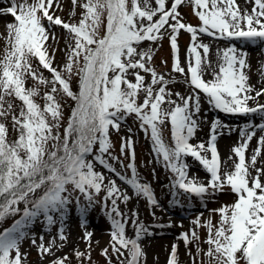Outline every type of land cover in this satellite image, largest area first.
<instances>
[{"label": "snow or ice", "instance_id": "snow-or-ice-1", "mask_svg": "<svg viewBox=\"0 0 264 264\" xmlns=\"http://www.w3.org/2000/svg\"><path fill=\"white\" fill-rule=\"evenodd\" d=\"M55 3L59 8V0ZM77 3L78 0H72V15ZM188 3L193 5L200 26L183 22L178 9ZM245 3L253 5L251 12L247 9L241 12L236 0H173L170 7L166 6V0H155V7L151 0H84L80 4L83 12L78 23L66 22L57 16L54 0H32L31 3L11 0L9 7L0 9V14H10L15 21L6 26V47L0 57V223L20 213V203L25 204L21 219L0 232V264H22L26 254L20 251L21 242L28 235V226L41 216L49 230L53 225H60L57 236L51 238L47 247L42 242L43 236L40 237V254L52 253L57 237L67 240L64 221L69 205L75 201L81 226L85 227L87 214L101 203L97 199L101 192L105 193L102 210L111 224L112 253L119 264H146V253L140 241L151 235L149 227L139 221L138 212L128 215L121 210L120 204L126 205L133 196L144 198L152 206H158V201L151 184L142 182L137 172L134 142L130 138L121 139L120 152L124 155L128 151L126 167L131 176L121 174L109 163L116 160L123 164L120 157L112 155L110 132H119L121 125L133 116L140 122V128L150 133L155 158L162 160L163 166L174 174L172 189L204 198L228 188L237 196L233 204L212 209L220 217L218 224L214 225L211 218L201 223L198 217L192 222L194 228L180 234L179 239L186 248L195 242L197 255L203 253L206 259L200 264H264V183L260 179L264 169L255 167L260 149L264 148V135L258 139L250 164L246 163L245 155L256 129L264 131V123L245 125L240 130L241 142L232 149L238 162L234 164V171L223 176L216 142L227 126L214 119L207 146L203 141L190 142L200 127V93L211 107L223 113L245 116L264 113V104L250 107L248 103L264 95V88L252 95L254 89L245 72L251 68L247 53L233 45L218 50V71L214 69L212 79L205 81L203 65L208 68L212 65L202 59L198 50L203 49L205 56L210 51L208 45L197 42L201 33L217 39L264 42V0H245ZM105 14L106 30L100 36ZM56 26L71 34L72 43H67L63 67L53 66L55 50L51 55L48 51L49 35L56 40L53 31ZM162 30L169 32L172 72L185 76L193 86L187 96L175 93L179 103L171 98L173 93L168 88L174 81L166 79L165 74L158 73L148 63L155 50L151 47L139 49L145 41L162 40ZM181 30L191 35L188 73L179 58ZM32 58L52 74L51 79L33 67ZM259 71L264 75V67ZM141 72L150 74V81L146 82V75ZM73 75L79 78L78 92L72 90ZM28 77L36 82L31 88L26 87ZM39 85L45 88L51 85L41 97L43 106L36 99L40 96ZM58 93L75 102L63 136L59 132L64 119L63 104L57 98ZM141 93L144 94L142 102ZM13 97L21 102L18 112ZM165 104L169 108H165ZM9 117L12 131L16 133L13 140H9ZM166 121L171 124L172 145L163 139L161 126ZM128 131L131 132V128ZM188 156L198 161L210 175L207 183L189 178V166L184 159ZM97 163L115 173L133 190V195L122 190L116 180L107 179L97 170ZM250 167L255 170V176ZM129 221L135 226L133 237L126 234ZM201 227L208 232L204 241L208 245L206 251L200 247L197 233ZM91 238L92 233L85 232L83 239L89 251L87 254L76 251L77 259H91ZM32 243L36 244V240L32 239ZM178 247L172 245L168 264H179ZM101 254L111 264L107 247ZM188 254L191 256L190 251ZM68 259L67 256L57 258L52 264H65Z\"/></svg>", "mask_w": 264, "mask_h": 264}, {"label": "rangeland", "instance_id": "rangeland-1", "mask_svg": "<svg viewBox=\"0 0 264 264\" xmlns=\"http://www.w3.org/2000/svg\"><path fill=\"white\" fill-rule=\"evenodd\" d=\"M23 2V0H17V3ZM29 3L32 0H28ZM84 0H78L77 6L75 7V13L73 12V4L72 0H59L60 7H56V3L54 0L53 9L55 10V14L66 22L70 23H78L82 17L83 9L80 7V4L83 3ZM173 0H166V6L170 7ZM152 6L155 7V0H151ZM11 5V0H0V9L9 7ZM252 6L248 8V11L251 12ZM183 16V22L188 24H192L193 26H200L201 21L198 19L196 15H194L193 5L188 3L186 5L180 6L178 9ZM14 18L10 14H0V57L4 55V49L6 47L5 39L7 37V25L9 23H14ZM47 26V21H44ZM106 14L103 19V23L101 24L99 34L103 36L106 30ZM53 31L55 32L56 40L52 39L51 34L49 35L48 40V51L51 55L53 50H55V60L53 61L54 67H63L66 63V46L67 43H72L71 34L67 33L60 26H56ZM163 39L158 40L155 43L145 41L140 46L139 49H147L151 47L155 50V54L153 56L152 61L148 62L152 66L155 67L158 73L165 74L166 79L174 81L168 85V88L173 93L171 97L174 100H177L179 103V98L175 96V93H180L182 96H187L190 92L193 91V86L187 82V78L182 76L179 73L172 72L173 67V50L170 46L169 41V32L162 30ZM207 38L212 41V44L208 41L204 40ZM198 43L206 44L209 46V53L205 56L203 53V49H198L201 52L202 57H207L210 59L215 58V55H211L213 44L218 46V44H222L221 47L227 48L230 45L235 46L238 50L242 48L236 40H228V39H217L213 36H208L206 34L198 35ZM191 43V35L185 31L181 30L178 36V45H179V58L180 62L183 54L188 59V49ZM245 45L253 47L251 51L262 55V57L256 58L255 61L250 63V70L245 69L247 74H256L260 72L259 70L264 67V42H256L251 43L246 41ZM138 49V50H139ZM249 50V49H248ZM250 53V52H249ZM187 59L184 62H181V66L185 68V72L188 73L187 67ZM162 61H166V63H162ZM31 63L33 67L37 69L38 72L43 73L46 78L51 79V76H48L46 72H49L46 69H42V66L39 65L38 60L32 58ZM194 63V57H193ZM75 72V69L73 70ZM51 74V73H50ZM146 75V82L150 81V74ZM52 75V74H51ZM66 75V74H65ZM111 75V74H110ZM190 76V74H189ZM131 78V77H129ZM36 82L30 77L26 78V87H33ZM72 90L74 92L79 91V78L76 75H73L71 80ZM51 85H48L47 88L42 86L40 88V96H38L37 102L42 106L44 104L43 93L47 91ZM159 87V86H157ZM198 91V90H197ZM201 95V105L207 106L211 111L204 112L201 110L200 118H199V129L196 132L195 137L190 141L192 144L198 143V135L201 132H205L206 135L210 131L211 125H206V121L208 120V115L212 118L219 119L224 124L232 127H237V121L239 117L244 115H233L228 113L220 112L219 110L211 107L207 102L203 93ZM57 98L63 104V122L59 129L61 136H63L64 128L67 126L68 118L71 114L72 108L75 106V102L70 98L65 97L62 93L57 94ZM144 98V94H140V102H142ZM12 102L16 107V111H19L20 101L11 98ZM202 106V107H203ZM165 108H169V105L165 104ZM264 123V121H259V124ZM7 125L9 128V140H13L16 138V133L12 131L11 126V118L9 117L7 120ZM131 128V132L128 129ZM163 139L168 145H172V131L170 122H165L164 125L161 126ZM113 148L111 149L112 155L120 157V160L123 164L117 162L116 160H110L109 163L113 164L117 171L125 176H131V171L126 166L129 163V154L128 151H125L124 155H121L120 147H121V139L122 138H130L134 143L133 147L135 148V166L137 172L142 180V182H148L151 184V187L155 193V197L158 201V206H152L142 197H135L130 200L126 205L120 204V208L122 211L126 212L128 215H131L133 211L139 213V221L149 227V231L151 235L145 236L141 241V246L146 253V264H168L169 254L171 252V248L173 244H177L178 247V259L179 264H200L201 260H205L206 258L203 256V253L197 255L195 242L189 244L186 248L182 239H179L180 234L182 232H189L190 229L194 228L195 225L192 223L198 217L200 218L201 223H204L208 218L212 219L213 224H218L219 215L212 212V209H218L222 205H231L237 200V196L231 192L230 189L226 188L223 193H217L215 196H208L204 198H198L195 196H187L180 192V190H174L171 187V182L174 178V174L167 170L163 166L162 160H157L155 158V154L153 153V144L150 137V133L146 134L140 128V122L137 121L134 116L129 117L125 124L121 125V129L119 132L111 131L110 132ZM231 137L236 136V134H231ZM209 139V138H208ZM208 141V140H207ZM255 144L254 148L258 147V140L252 139L250 145ZM207 146V143H206ZM264 148L260 149V153H262ZM254 152V151H253ZM91 158V157H89ZM188 166L190 163H193L194 158L188 156L184 158ZM199 163V162H198ZM97 170L101 171L105 174L107 179L116 180L117 185L120 186L122 190H127L129 195H133V190L115 173H112L104 166L99 165L97 163ZM192 171V177L196 179L199 176L197 174L198 168L192 167L190 168ZM191 177V176H190ZM107 179L105 183H107ZM210 179V175L206 172L202 180H198L203 183H207ZM71 188V186H69ZM180 192L179 195L177 193ZM74 195H79V193H74ZM105 193L101 192L100 196L97 197L101 203H97L87 214V225L85 227L81 226V215L78 211L75 201L71 205H69V212L66 220L64 221L65 235L67 236L66 241H61L57 237L56 245L52 249V253L41 255L38 251V246L41 243L40 237L43 236V244L45 247L48 246L49 241L52 237L57 236L59 224L51 226L49 230L44 217H39L33 224L29 225L27 228L28 235L25 239L22 240L20 245V251L22 254H26V259H23L22 264H52L54 260L57 258H61L64 256L69 257L65 264H108V260L101 254L102 249L108 248V256L111 257V264H119L116 255L112 253V249L110 246V231L111 224L108 220L105 212L102 210L103 197ZM178 201V203H177ZM81 202H83V197H81ZM109 201V206H110ZM21 212L16 214V216H11V219L7 221V229L10 228L16 220L21 219L23 209L25 208V204L21 203L19 205ZM155 213V216L152 213ZM201 213L203 214L201 216ZM171 224V226H169ZM183 225L180 227L179 225ZM134 225L129 221V226L126 229V234L129 237L134 236ZM85 232H91V259L87 260L84 258L77 259L75 252L81 251L87 252L88 243L83 239ZM197 233L200 237V247L205 251L208 248V245L204 243L207 239L208 232L206 228H198ZM190 234V233H189ZM32 239L36 240V244L32 243ZM98 242V243H97ZM63 245V247H61ZM191 252V256L188 252ZM15 253H13V256ZM125 257H127V252H125ZM121 259H124L122 257ZM243 264V262H241Z\"/></svg>", "mask_w": 264, "mask_h": 264}, {"label": "bare ground", "instance_id": "bare-ground-1", "mask_svg": "<svg viewBox=\"0 0 264 264\" xmlns=\"http://www.w3.org/2000/svg\"><path fill=\"white\" fill-rule=\"evenodd\" d=\"M237 5H239V8L241 10V12H243L245 9H247L249 7H253V5L251 3H245V0H236ZM204 40L208 41L209 43L212 44V41L208 40L207 38H205ZM236 42H238L240 45H242V48L239 51L245 52L247 53V62L248 64H250L252 61H255L256 58L258 57H262V55H259L258 53L254 52L253 50L251 51V49L253 47L247 46L245 45L244 40H236ZM222 44H218V46H215V44L212 45V47L214 48L212 50L213 53H211V55H215V58L210 59L207 57H202L203 60L209 61L211 62L212 67L208 68L206 65H203L204 67V75L203 78L205 81H209L212 79L211 76V72L215 69L218 71V50H222L224 49L223 47H221ZM249 49V50H248ZM250 52V53H249ZM185 59H187V57L185 56V54H183L181 62H184ZM249 75V84L252 85L254 91L252 92V95L255 96L256 91H260L262 88H264V75H261L260 72H257L256 74H248ZM249 106L250 107H255L257 104H264V95L259 96L257 99L255 100H250L249 102ZM201 105V110H203L204 112H208L211 111L210 109L207 108V106H203ZM262 117H264V113H256V114H249L247 116H242L239 117L238 119H236L235 121H237V127L236 126H228L225 127L224 129H222L221 131L223 132L222 135H220L217 139V148H218V152H219V156H220V174L223 176L225 173L228 172H232L234 171V164L238 162V157L235 156L234 152L232 151V149L234 148V146H237L238 143L241 142V137H240V130L242 128H244L245 125H258L259 121H264V119H262ZM216 118H212L208 115V120L206 121V125H211V123L213 122V120ZM224 124V123H223ZM231 130V131H230ZM231 134H236V136H230ZM264 135V131H261L259 128L256 129V135L253 137L254 140H258L260 136ZM209 138V133L206 135L205 132H201L198 135V143L203 141V142H207ZM255 144L250 145L249 144V148L246 151V163L250 164L251 161V156L254 154L253 151H255L257 148H254ZM210 155V154H209ZM229 157H231V159H229ZM195 167L198 168V173L199 176L197 180H202L204 177V174L206 173V170L202 167V165L200 163H198V161H194L193 163H190L189 165V169H188V175L189 178H192V171H190V168ZM256 168L259 169H264V149L262 151V153H260L259 157L257 158V162L255 165ZM250 172L252 173L253 176L256 175V172L254 169H252L250 167ZM191 176V177H190ZM260 179L262 181V183H264V173L261 174Z\"/></svg>", "mask_w": 264, "mask_h": 264}, {"label": "trees", "instance_id": "trees-1", "mask_svg": "<svg viewBox=\"0 0 264 264\" xmlns=\"http://www.w3.org/2000/svg\"><path fill=\"white\" fill-rule=\"evenodd\" d=\"M43 69V68H42ZM48 74V76H51L50 72H46ZM40 87H42L43 85H39ZM39 195V193H37ZM21 204V203H20ZM24 204V203H23ZM16 216V215H15ZM11 219V216L6 218L2 223H0V232H3L5 229H7V221H9ZM6 222V223H5Z\"/></svg>", "mask_w": 264, "mask_h": 264}]
</instances>
